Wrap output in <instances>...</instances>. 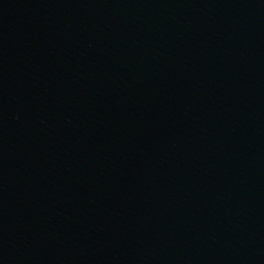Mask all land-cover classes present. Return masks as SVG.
<instances>
[{"label":"water","instance_id":"95a60500","mask_svg":"<svg viewBox=\"0 0 264 264\" xmlns=\"http://www.w3.org/2000/svg\"><path fill=\"white\" fill-rule=\"evenodd\" d=\"M130 264H264V0H41Z\"/></svg>","mask_w":264,"mask_h":264}]
</instances>
